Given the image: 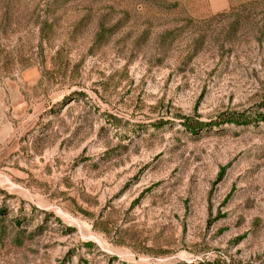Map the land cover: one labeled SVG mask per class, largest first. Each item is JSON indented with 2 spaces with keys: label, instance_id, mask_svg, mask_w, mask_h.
<instances>
[{
  "label": "rangeland",
  "instance_id": "obj_1",
  "mask_svg": "<svg viewBox=\"0 0 264 264\" xmlns=\"http://www.w3.org/2000/svg\"><path fill=\"white\" fill-rule=\"evenodd\" d=\"M0 264H264V0H0Z\"/></svg>",
  "mask_w": 264,
  "mask_h": 264
},
{
  "label": "trees",
  "instance_id": "obj_2",
  "mask_svg": "<svg viewBox=\"0 0 264 264\" xmlns=\"http://www.w3.org/2000/svg\"><path fill=\"white\" fill-rule=\"evenodd\" d=\"M230 13H231V10L226 12V13L217 14V16L226 17V16L230 15ZM225 121L229 122V123H237V124L243 123L240 121L239 118H234V119H231V118L226 119L225 118ZM182 125L191 132H194L197 128H199L201 126L200 123L197 122L196 120H185Z\"/></svg>",
  "mask_w": 264,
  "mask_h": 264
}]
</instances>
